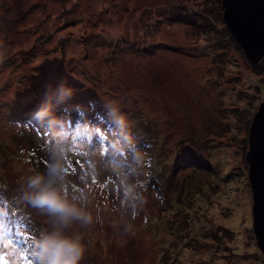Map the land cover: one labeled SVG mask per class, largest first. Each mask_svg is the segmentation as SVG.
I'll return each mask as SVG.
<instances>
[{
    "label": "rangeland",
    "instance_id": "374dc122",
    "mask_svg": "<svg viewBox=\"0 0 264 264\" xmlns=\"http://www.w3.org/2000/svg\"><path fill=\"white\" fill-rule=\"evenodd\" d=\"M224 11L0 0V264H264L247 159L264 54ZM58 103L91 128L46 123Z\"/></svg>",
    "mask_w": 264,
    "mask_h": 264
},
{
    "label": "water",
    "instance_id": "95a60500",
    "mask_svg": "<svg viewBox=\"0 0 264 264\" xmlns=\"http://www.w3.org/2000/svg\"><path fill=\"white\" fill-rule=\"evenodd\" d=\"M224 20L247 56L264 54V0H223ZM249 178L254 193L253 218L258 246L264 251V102L250 130Z\"/></svg>",
    "mask_w": 264,
    "mask_h": 264
},
{
    "label": "trees",
    "instance_id": "16d2710c",
    "mask_svg": "<svg viewBox=\"0 0 264 264\" xmlns=\"http://www.w3.org/2000/svg\"><path fill=\"white\" fill-rule=\"evenodd\" d=\"M60 105V106H59ZM67 106V107H66ZM65 107L62 106V104H59L57 106H52L50 109V112H46L45 115L43 114V110L39 108V110L41 111L40 114H43L44 120H46V123H52L54 124L56 127L58 128H62V129H66V124H69L70 122H77V126H81V129H83L84 126H88L90 124H88V122L86 121L89 120V116H82L81 118L76 117L74 114L75 112H73L72 107L75 105H66ZM30 113V111L28 112V114ZM91 120H93V118H91ZM98 125V124H97ZM110 125V124H109ZM91 128L90 126H88L85 129ZM116 128V127H115ZM83 133H87V131H83ZM74 135V132H73ZM7 184L4 180V177H0V204H4L5 209H3V211L1 212V215H7L8 213V209H10V205L8 206V198L10 197L9 194L10 192L7 189ZM11 217V216H10ZM12 222V220H11Z\"/></svg>",
    "mask_w": 264,
    "mask_h": 264
}]
</instances>
